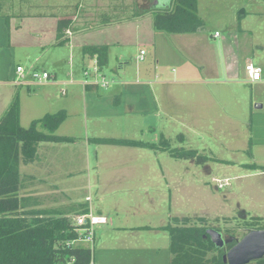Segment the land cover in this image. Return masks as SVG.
I'll use <instances>...</instances> for the list:
<instances>
[{
	"label": "rangeland",
	"instance_id": "obj_1",
	"mask_svg": "<svg viewBox=\"0 0 264 264\" xmlns=\"http://www.w3.org/2000/svg\"><path fill=\"white\" fill-rule=\"evenodd\" d=\"M9 1L22 12L45 8L37 6L40 0H31L29 5L20 0L6 3L10 4ZM132 1L131 13H127L124 25L118 28L123 29V35H116L121 38L120 44L112 45L109 62L103 67V75L110 80L107 88L96 86L83 98L84 67L94 65L91 61L84 63L81 52L73 53L70 47L40 50L27 44H16L13 49L1 45L0 109L20 94V124L24 128L46 114L66 110V121L56 134L75 137L74 142L38 143L35 159L20 164L24 211L43 210L46 215L63 212L73 218L90 211L80 203L91 198L99 203L101 198L106 202L109 224L98 227L105 231L99 232L94 248L96 264H172L170 235L166 230L120 227L199 225L217 228L225 238L240 239L252 227L264 226V220L258 218H264L261 204L250 196L252 189L262 183L245 175L256 171L250 167L253 164L264 168V147L253 146L259 135L260 143H264V116L259 115L264 113V80L261 85L240 82L249 60L264 69V0H199L206 25L199 34L187 36L198 39V43L181 47V59L169 55V45L162 36L154 37L153 12L139 26L138 20L132 21L137 16L135 10L150 8L152 2L143 0V6L137 8L136 0ZM4 14L9 12L5 9ZM11 15L12 30L19 23L24 30L30 23L21 12ZM8 27V19L0 17V32L5 35ZM149 36L156 39L157 51L146 43ZM21 40L25 43V39ZM141 48L147 51L144 62L137 61ZM157 56L163 66L168 65L170 73L176 74V80L178 71L172 65L180 64L183 74L180 80L190 81L170 86L174 97L218 94V103L224 108L214 113L209 125L200 124L202 108L190 109L180 100L167 111L148 105L143 95L157 94L156 89L162 84L149 86L150 80L146 78L149 76L138 68L155 66ZM73 57L75 62L70 63ZM19 64L26 70L37 64L40 70H48L57 78L46 84L33 83L30 89L15 85L11 80ZM229 64V70L233 68L240 75L226 82ZM164 70H159L162 80L166 79ZM213 78L219 82H196ZM168 91L160 89L163 95L166 93L163 98L167 104ZM228 94L231 97H224ZM109 95L112 97L108 98ZM120 98L122 102L116 103ZM129 104L134 106L133 111L129 110ZM259 104L263 108L256 109ZM251 109L258 111L255 120L250 115ZM39 129L46 131L41 126ZM181 134L183 142L179 139ZM162 136L170 140L172 147L197 149L209 160L197 164L191 159L174 158L161 149L94 140L134 139L160 145ZM228 161L232 163L227 164ZM81 244L93 248L90 242Z\"/></svg>",
	"mask_w": 264,
	"mask_h": 264
},
{
	"label": "trees",
	"instance_id": "obj_2",
	"mask_svg": "<svg viewBox=\"0 0 264 264\" xmlns=\"http://www.w3.org/2000/svg\"><path fill=\"white\" fill-rule=\"evenodd\" d=\"M161 1L165 2L163 6L158 7V10L151 9L157 30L168 33H194L204 28L205 22L198 13V0ZM2 9L3 0H0V16ZM71 21L70 18L58 20L59 37ZM107 51L106 46L99 45L87 49V53L98 56L101 69L108 63ZM19 97L16 94L0 117V264H92L94 249L72 243L78 237L72 218L63 212L46 215L43 210H23L20 196V164L35 159L38 143L74 142L75 137L56 134L67 118L66 110L46 114L32 121L29 128H24L20 124ZM39 126L46 131L40 130ZM162 138L160 145L134 139L98 137L94 140L102 144L161 149L174 158L191 159L197 164L209 160L208 156L200 154L197 149L175 148L169 139L164 136ZM179 139L183 142L184 136L179 135ZM250 167L261 168L256 164ZM256 228L264 226H254L251 229ZM158 229L166 230L170 235L172 264H228L224 262L223 256L237 240L231 236L233 240L225 249H221L206 235L208 228L205 226L168 224ZM251 264H264V259Z\"/></svg>",
	"mask_w": 264,
	"mask_h": 264
},
{
	"label": "crops",
	"instance_id": "obj_3",
	"mask_svg": "<svg viewBox=\"0 0 264 264\" xmlns=\"http://www.w3.org/2000/svg\"><path fill=\"white\" fill-rule=\"evenodd\" d=\"M20 1H25V5H29L31 3V0H20ZM9 2L10 4L6 3V0H3V9H2V14L0 17L3 16L4 19L7 18L8 24L10 25V27L5 29L6 30L5 35L2 34V32H0V51L2 50L1 45H6L9 48L13 49L16 44L17 45L27 44V46L32 45L40 50H47V49L56 48V47H70L73 53L76 51L81 52L84 63H87V61H91L93 64H95L96 60L98 61V56L97 55L91 56V54L87 53V49L90 46H97V45L106 46L108 49L107 52H108V62H109V53L111 51L112 45L120 44V41H121L120 36H116V35H119L120 33L123 35V29H118V28H121L124 25L127 15L131 13L129 11L133 3L132 0H129V1H126V0H55V1L40 0L38 1L37 6H41L43 8L45 7L44 9L37 8L36 11L29 10L27 12H22V11H19L18 6H15L14 3H12V1H9ZM149 2H152V6L150 8H146L145 10H142V9L135 10V11H138L134 13L137 16L133 17L132 21L138 20V24H136L137 26H139V24L142 23L141 22L142 19L146 17L151 18V16H153V13H152L153 11L151 9L158 10L157 9L158 7L163 6L165 4V2L161 0H149ZM41 3H43V5ZM51 3L52 5H50ZM142 4H144L143 0H136L134 3V6H136L137 8H141L143 6ZM49 7L51 8V10ZM5 9L7 10V13L9 12V14H4ZM18 12L19 13L21 12V14L26 18V20L30 21V23L27 24V27L24 28V30L22 28V24L20 23L15 26V30L11 29L12 28V25H11L12 15L11 14L18 13ZM198 13L205 22L206 18L204 17V15L200 14L199 0H198ZM60 18H70L72 20L70 25L63 30V35L61 37H59L58 35V20ZM17 31H19V33L14 34ZM197 34H199V31L194 32V33H168L165 31L157 30L156 28L153 31L154 37L162 36L163 40L166 43H168L169 51H170L169 55H171L173 59H181L179 55V50L181 49V47L194 46L195 44L197 45L198 39L187 37L188 35H197ZM20 38L25 39V43ZM146 43L148 45H152V47H154L155 50L157 51L158 43L155 38H152L151 36H149V39L147 40ZM205 44L210 45L208 42H206ZM141 49H144V48H141ZM146 54H147V51H146ZM139 55H140V52L137 56V61H139L138 60ZM145 60H146V57L144 61ZM144 61H141V62H144ZM72 62H75V57H73V59L70 60V63ZM248 62H253V61L249 60ZM256 65L262 67L259 64H256ZM230 66H231L230 64L227 65V68H228L227 73L229 77L227 78V80H224L226 82L234 80L236 79L235 77H238L240 75V72L235 71L233 68L229 70ZM34 67H38L37 64ZM86 67H87V64H85L84 69ZM167 68H168V65L166 67L165 65L163 66L158 56L155 59V66L151 67L150 65H146V66H141L140 68H138V70L141 71V73L149 76V77H146L150 80L149 86H152V84L156 85L157 83L162 84L161 85L162 87H159L158 89H156L157 94L153 93L151 95V93H148V94L146 93L147 95H143L144 97H147L148 105L150 107L152 106L153 108L156 107L159 110L162 107L165 111H167L168 108H171V105L177 102V100L178 101L180 100V102L183 101V104L185 107L186 106L188 108L190 107V109L194 110V108L196 107L202 108V112L200 113V124L204 123V125H209L211 121L213 120L211 117H215L214 113L218 111L220 108H224V106H221L218 103V99L216 98L218 94H213V92H207V93H200V94H197V93L187 94L183 96L181 99L176 98V96L174 97V95H172L170 92V89H171L170 86H174L178 82L183 83V82H190V81L180 80L181 78L179 77H182L183 75L181 74L182 66L180 64L178 66L172 65L173 70L177 68V71H178L177 80H176V74L170 73V71H168L169 69ZM164 69H166L167 71L166 79L162 80L161 78H159L161 76V74L159 73V70L165 71ZM102 72H103V69H102ZM14 74L16 78V70ZM242 76L243 78L240 82H242L245 85H248V84L261 85L262 84L261 82L254 83V82L249 81L246 73L242 74ZM263 76H264V69H263ZM54 77L55 78L53 80H56L57 78L56 74L54 75ZM15 78L13 77L11 80L13 84H15V81H14ZM196 82L211 84V83L219 82V80L215 78L211 80L201 79L200 81H196ZM2 83L3 81L0 80V84ZM43 84H46V83H43ZM32 85L34 84H29L26 86L28 89H30ZM82 86H84L83 89L85 91L83 93V98H87L86 93L87 92L90 93V90L95 88L98 85L89 84V86L86 87L87 85L83 83ZM161 88L163 89L168 88L169 90L168 100L169 102H171L170 104L169 102L168 104L167 102L165 103V100H164L165 98L163 97H166V93L165 95H163L160 92ZM63 92H66V90ZM188 96H191L192 98H189ZM110 97H112V95L108 96V98ZM224 97L228 98L231 96L228 94V96H224ZM191 100H195L196 102L193 104H190L189 102ZM11 102L7 103L6 106L2 104L0 113L3 114L6 111V109L9 107ZM120 102H122V98L118 100L116 99V103H120ZM159 102L161 104H159ZM176 104L177 103H175V105ZM259 108L260 107H258L257 105L256 109H259ZM262 108H263V105H262ZM133 109H134V106L129 104V110L133 111ZM250 115H252L251 117H254V120H255L256 116L258 117L260 115V117H263L264 113L260 112L258 115V111H252L251 109ZM253 139H255V137ZM261 139H262L261 135H259V137L256 136L257 143L255 144L253 142L254 143L253 146L264 147V143H260ZM226 163L231 164L232 162L228 161ZM255 170H254L255 172H249L245 175H251L253 177H256L258 178V181L262 183V185L259 188L252 189L250 196L253 201L259 202L261 204V209L262 211H264V168H260L258 170L255 169ZM81 204H84V206L89 207L90 209L89 212H92L94 214H96L95 212H97L98 213L97 215L106 216L105 214V211L107 209V207H105L106 202L103 201L101 198L99 199V203H94V200L91 198L88 200L87 203H80V205ZM262 216L264 217V215ZM106 217L108 219V216ZM108 224H109V219L106 224H101L97 226L96 239H95V242L93 243V249L96 247V242H98L99 232L105 231L102 228L98 230V227L99 226L105 227ZM145 226L150 227V228H145V229L152 230L153 228L160 227L161 225H158V226L144 225V226L120 227V228L136 230V229H141V227H145ZM92 264H96V262L93 260Z\"/></svg>",
	"mask_w": 264,
	"mask_h": 264
},
{
	"label": "built area",
	"instance_id": "obj_4",
	"mask_svg": "<svg viewBox=\"0 0 264 264\" xmlns=\"http://www.w3.org/2000/svg\"><path fill=\"white\" fill-rule=\"evenodd\" d=\"M215 35L218 36L219 33L216 32ZM145 55L146 50L141 49L138 60L140 62L144 61ZM93 65L92 68L86 67L84 69V76L86 78L84 84L98 85L104 88L108 87L110 80L103 75L98 61L96 60ZM245 71L251 82L257 83L264 80L262 67L253 62H248L246 64ZM54 78V75L48 70H40L38 67L26 70L24 66L19 65L16 69V78L14 81L16 85L24 86L33 83H44L53 80ZM72 220L78 232L77 239L72 241L73 244H81L82 242H90L93 244L96 239L97 226L106 224L108 221L106 216L97 215L92 212L75 215Z\"/></svg>",
	"mask_w": 264,
	"mask_h": 264
},
{
	"label": "water",
	"instance_id": "obj_5",
	"mask_svg": "<svg viewBox=\"0 0 264 264\" xmlns=\"http://www.w3.org/2000/svg\"><path fill=\"white\" fill-rule=\"evenodd\" d=\"M258 107H262L261 104ZM206 235L218 248L225 249L233 240L232 237L225 238L217 228H208ZM224 262L228 264H250L264 259V228L249 230L242 238L228 248L223 256Z\"/></svg>",
	"mask_w": 264,
	"mask_h": 264
}]
</instances>
